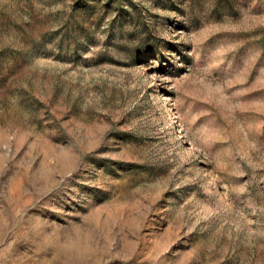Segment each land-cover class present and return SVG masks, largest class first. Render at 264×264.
<instances>
[{"label": "rangeland", "instance_id": "rangeland-1", "mask_svg": "<svg viewBox=\"0 0 264 264\" xmlns=\"http://www.w3.org/2000/svg\"><path fill=\"white\" fill-rule=\"evenodd\" d=\"M0 264H264V0H0Z\"/></svg>", "mask_w": 264, "mask_h": 264}]
</instances>
